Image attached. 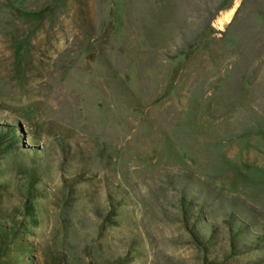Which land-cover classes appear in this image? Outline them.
I'll return each mask as SVG.
<instances>
[{"label":"rangeland","instance_id":"374dc122","mask_svg":"<svg viewBox=\"0 0 264 264\" xmlns=\"http://www.w3.org/2000/svg\"><path fill=\"white\" fill-rule=\"evenodd\" d=\"M0 264H264V0H0Z\"/></svg>","mask_w":264,"mask_h":264},{"label":"bare ground","instance_id":"6f19581e","mask_svg":"<svg viewBox=\"0 0 264 264\" xmlns=\"http://www.w3.org/2000/svg\"><path fill=\"white\" fill-rule=\"evenodd\" d=\"M236 5H237V3H235V6ZM235 6L231 10H229L223 17L217 19L216 26H218L219 29L223 28L224 25L227 24L230 21L231 16H232V14L234 12Z\"/></svg>","mask_w":264,"mask_h":264},{"label":"trees","instance_id":"16d2710c","mask_svg":"<svg viewBox=\"0 0 264 264\" xmlns=\"http://www.w3.org/2000/svg\"><path fill=\"white\" fill-rule=\"evenodd\" d=\"M26 211H27V210H26ZM27 216H31V214H28V213H27Z\"/></svg>","mask_w":264,"mask_h":264}]
</instances>
